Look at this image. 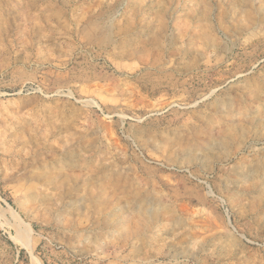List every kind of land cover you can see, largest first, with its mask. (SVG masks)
<instances>
[{
	"label": "rangeland",
	"instance_id": "obj_1",
	"mask_svg": "<svg viewBox=\"0 0 264 264\" xmlns=\"http://www.w3.org/2000/svg\"><path fill=\"white\" fill-rule=\"evenodd\" d=\"M0 264H264V0H0Z\"/></svg>",
	"mask_w": 264,
	"mask_h": 264
}]
</instances>
